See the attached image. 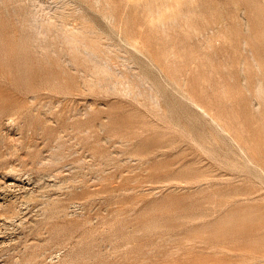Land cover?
<instances>
[{"label":"rangeland","instance_id":"obj_1","mask_svg":"<svg viewBox=\"0 0 264 264\" xmlns=\"http://www.w3.org/2000/svg\"><path fill=\"white\" fill-rule=\"evenodd\" d=\"M0 264H264V0H0Z\"/></svg>","mask_w":264,"mask_h":264},{"label":"bare ground","instance_id":"obj_2","mask_svg":"<svg viewBox=\"0 0 264 264\" xmlns=\"http://www.w3.org/2000/svg\"><path fill=\"white\" fill-rule=\"evenodd\" d=\"M193 103L196 105V107H198L203 113H205L206 115H209V112L205 109V108H203L202 106H201V104H199L198 102H196V101H193ZM212 119L213 120H216L213 116H212ZM218 127H220V129H221V131H223V132H225L229 137V140L231 139L233 142H235L237 145H238V147H239V149L241 150V152H242V154H244L245 155V157L247 156V154H246V151H245V149H244V147L240 144V142L238 141V139L234 136V135H232L231 133H229V130L227 129V128H225L224 126H222L221 124H219L218 123ZM244 155H243V157H244ZM246 159H248L249 161L251 160L250 159V157H247Z\"/></svg>","mask_w":264,"mask_h":264}]
</instances>
